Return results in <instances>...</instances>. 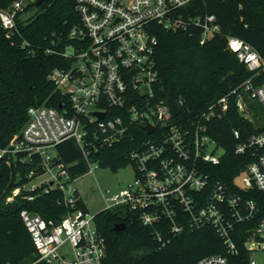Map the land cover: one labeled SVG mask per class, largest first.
Returning <instances> with one entry per match:
<instances>
[{"label": "built area", "instance_id": "obj_1", "mask_svg": "<svg viewBox=\"0 0 264 264\" xmlns=\"http://www.w3.org/2000/svg\"><path fill=\"white\" fill-rule=\"evenodd\" d=\"M36 1L12 0L9 9H0V26L7 38L17 32V18L31 12L29 8ZM193 1L75 0L81 25L70 30L69 38L79 47L66 46L62 53L64 57L74 55L75 62L69 70H54L48 76L68 95V107L64 106L63 112L29 107L20 134L0 146V161L31 167L25 174L27 180L5 198L7 203L17 196L33 201L55 189L62 193L61 202L66 207L57 220L44 219L28 209L20 211L37 252V259L28 264H109L104 237L94 224L95 214L77 207L81 199L72 187L68 165L56 162V153H49L50 148L73 139L87 159L88 126L99 130L107 144L118 141L133 124L147 135L129 153L132 183L116 192L107 189L102 193L103 210L117 206L135 210L141 223L153 228L159 248L186 226L191 230L214 227L225 254H211L194 264H227L228 255L237 253L236 226L256 221L260 209L258 200L246 195H264V130L245 140H240V130H233L239 140L234 152L249 153L250 161L234 177L232 190L226 183L213 181L207 171L219 164L223 149L208 135L205 122L221 118L230 99L236 111L250 120L251 102L264 110V57L247 42L228 36V49L251 73L247 79L185 123L176 120L180 112L171 115L167 98L153 102L152 85L158 76L153 58L157 26L164 30L197 27L199 44L219 33L213 14L192 16L182 11ZM175 103L180 108L181 100ZM146 124L153 127L152 132L143 129ZM245 233L247 264H264L252 257L255 252H264V217Z\"/></svg>", "mask_w": 264, "mask_h": 264}, {"label": "trees", "instance_id": "obj_2", "mask_svg": "<svg viewBox=\"0 0 264 264\" xmlns=\"http://www.w3.org/2000/svg\"><path fill=\"white\" fill-rule=\"evenodd\" d=\"M12 0H0V9H9ZM75 0H43L33 4L31 12L17 18V32L9 38L0 26V146L19 135L27 122L31 106H45L64 111L68 95L48 78L54 70H69L74 55L64 57L66 46L78 49L79 43L69 38V32L81 25ZM185 14L201 16L213 14L219 33L199 44L200 29L164 30L157 26V44L153 58L158 73L153 83V102L165 100L170 92L175 101L181 100L176 120L196 119L220 97L227 95L251 73L227 47V37L239 38L250 44L264 57V0H195ZM85 47V45H83ZM63 107V110L59 109ZM252 120L240 115L232 99L221 118L205 122L208 135L223 149L220 162L207 171L213 181L219 180L233 187L234 177L250 161V154L238 155L234 147L239 141L233 130H240V140L264 130V110L256 102L249 105ZM117 112L116 110L111 111ZM85 148L87 159L73 139L54 148L55 161L68 165L72 179L84 175L96 163L116 171L130 163L129 153L147 135L136 125L128 127L118 141L104 143L100 131L88 126ZM27 163L0 161V264H28L37 259V252L29 232L20 218V211L28 209L44 219H60L66 213L62 193L51 190L26 201L17 196L12 203L5 198L22 185L30 169ZM234 190V189H232ZM260 203L256 221L264 217V195L248 193ZM60 202V203H59ZM77 207L85 208L82 201ZM251 223L236 226L237 253L228 255L227 264H247L249 254L243 242L245 230ZM124 223L121 231L113 230ZM94 224L105 240V258L109 264H194L211 254H225V247L214 227L191 230L187 226L180 235L159 248L153 228L144 226L135 210L117 206L95 213ZM42 264V263H38Z\"/></svg>", "mask_w": 264, "mask_h": 264}, {"label": "rangeland", "instance_id": "obj_3", "mask_svg": "<svg viewBox=\"0 0 264 264\" xmlns=\"http://www.w3.org/2000/svg\"><path fill=\"white\" fill-rule=\"evenodd\" d=\"M67 51L69 52L70 48ZM49 153L54 155L55 150L50 148ZM133 179L134 170L130 163H126L116 171L92 163L90 170L84 175L75 178L71 184L76 189L87 211L95 214L106 206L102 193H105L107 189H109L110 193L116 192L131 184ZM237 180L240 181L239 178ZM252 257L257 263H264V252H255Z\"/></svg>", "mask_w": 264, "mask_h": 264}, {"label": "water", "instance_id": "obj_4", "mask_svg": "<svg viewBox=\"0 0 264 264\" xmlns=\"http://www.w3.org/2000/svg\"><path fill=\"white\" fill-rule=\"evenodd\" d=\"M43 0H37L35 2V5H39ZM166 104H167V107L169 109V112L171 113L172 116H175L177 115L179 112H180V108L176 105L171 93L169 92L168 95H167V100H166ZM59 109L60 110H63V107L62 106H59ZM100 118L103 116L102 113H96ZM143 129L150 133L153 131V127L149 124H146L143 126ZM124 229V223H117L113 226V230L115 231H121Z\"/></svg>", "mask_w": 264, "mask_h": 264}]
</instances>
